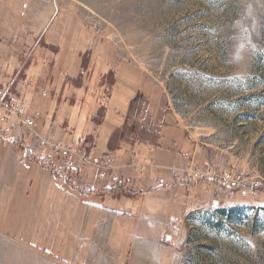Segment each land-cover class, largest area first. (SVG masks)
Wrapping results in <instances>:
<instances>
[{
    "label": "rangeland",
    "instance_id": "obj_1",
    "mask_svg": "<svg viewBox=\"0 0 264 264\" xmlns=\"http://www.w3.org/2000/svg\"><path fill=\"white\" fill-rule=\"evenodd\" d=\"M30 1H3L0 75L40 117L32 136L0 132V151L16 149L61 179L25 156L26 143L113 153L95 136L115 122L114 140L133 141L125 161L135 153L142 171L175 190L172 205L156 200L137 216L127 264H264V0ZM190 165L238 166L259 182L258 195L190 187ZM61 254L23 256L72 264Z\"/></svg>",
    "mask_w": 264,
    "mask_h": 264
},
{
    "label": "crops",
    "instance_id": "obj_2",
    "mask_svg": "<svg viewBox=\"0 0 264 264\" xmlns=\"http://www.w3.org/2000/svg\"><path fill=\"white\" fill-rule=\"evenodd\" d=\"M3 1L0 20L7 10ZM30 2L32 7L35 2ZM115 124L95 139L99 149L113 152L116 167L105 179L88 168L74 187L26 160L16 149H1L0 156L6 158H0V171L11 177L0 185V252L5 261L27 264L25 252L56 251L64 253L57 257L72 264H127L138 236L137 216L154 212L156 200L163 207L172 205L175 190L159 185L144 168L129 165L135 153H129L125 161V147L133 141L114 140ZM68 232L76 238L65 240Z\"/></svg>",
    "mask_w": 264,
    "mask_h": 264
},
{
    "label": "built area",
    "instance_id": "obj_3",
    "mask_svg": "<svg viewBox=\"0 0 264 264\" xmlns=\"http://www.w3.org/2000/svg\"><path fill=\"white\" fill-rule=\"evenodd\" d=\"M24 7H27V4H24ZM1 82L0 75V132L20 134L24 130L28 136L34 135L39 112H34L23 99L14 97L9 88L2 86ZM24 153L27 158L34 157L38 162L53 168L70 187L78 186L83 174L90 167H93L100 179H105L116 167V158L112 153L96 154L92 148L79 141L64 143L41 137L38 146L34 148L30 143H26ZM129 165L142 168L132 160ZM171 170L174 176L179 174L176 167ZM183 179L190 187L203 183L214 185L219 191H237L243 196H257L259 191V182L253 175L235 165L225 169L216 165H190L184 170ZM153 180L161 186L169 184L166 176L156 175ZM87 189L91 190L92 186L88 185Z\"/></svg>",
    "mask_w": 264,
    "mask_h": 264
},
{
    "label": "flooded vegetation",
    "instance_id": "obj_4",
    "mask_svg": "<svg viewBox=\"0 0 264 264\" xmlns=\"http://www.w3.org/2000/svg\"><path fill=\"white\" fill-rule=\"evenodd\" d=\"M126 115H120V118L122 119V120H120V121H122L124 124L127 122V123H130V121H128V119H127V117H125Z\"/></svg>",
    "mask_w": 264,
    "mask_h": 264
},
{
    "label": "trees",
    "instance_id": "obj_5",
    "mask_svg": "<svg viewBox=\"0 0 264 264\" xmlns=\"http://www.w3.org/2000/svg\"><path fill=\"white\" fill-rule=\"evenodd\" d=\"M119 184H120V183H117V184L115 185V187H119Z\"/></svg>",
    "mask_w": 264,
    "mask_h": 264
}]
</instances>
